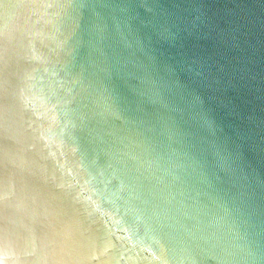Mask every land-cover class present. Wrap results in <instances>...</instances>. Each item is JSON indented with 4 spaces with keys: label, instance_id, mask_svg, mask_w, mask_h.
Here are the masks:
<instances>
[{
    "label": "water",
    "instance_id": "water-1",
    "mask_svg": "<svg viewBox=\"0 0 264 264\" xmlns=\"http://www.w3.org/2000/svg\"><path fill=\"white\" fill-rule=\"evenodd\" d=\"M0 264H264V0H0Z\"/></svg>",
    "mask_w": 264,
    "mask_h": 264
}]
</instances>
